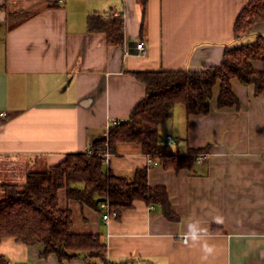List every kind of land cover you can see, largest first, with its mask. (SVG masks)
Returning <instances> with one entry per match:
<instances>
[{
	"label": "crops",
	"instance_id": "0c3cea01",
	"mask_svg": "<svg viewBox=\"0 0 264 264\" xmlns=\"http://www.w3.org/2000/svg\"><path fill=\"white\" fill-rule=\"evenodd\" d=\"M45 1L29 12L20 0H0V114L8 113L0 124V183H23L28 171L87 151L112 122L127 119L147 92L133 71L202 70L219 65L226 47L264 35L262 21L234 37L251 0H147L145 7L139 0ZM91 12L123 14L122 45L88 30ZM138 39L148 47L145 56L136 52ZM254 65L264 69L261 61ZM232 86L239 105L219 108L217 85L208 114L187 115L178 103L159 127L163 137L177 138V152L210 145L192 170L150 163L131 142L106 159V169L123 176L147 167L150 186L167 188L178 220L136 199L106 221L102 211L59 190L72 231L98 233L106 242L109 263L98 264H264V90L255 95L254 85L237 78ZM189 225L198 240L189 237ZM44 249L41 242L0 239L10 264H84L80 257L43 256Z\"/></svg>",
	"mask_w": 264,
	"mask_h": 264
},
{
	"label": "trees",
	"instance_id": "16d2710c",
	"mask_svg": "<svg viewBox=\"0 0 264 264\" xmlns=\"http://www.w3.org/2000/svg\"><path fill=\"white\" fill-rule=\"evenodd\" d=\"M58 1L45 2L52 6ZM139 1L146 6L147 0ZM17 12L22 14L23 10L10 11L8 15L16 17ZM87 21L90 32L104 33L110 44H123V14L91 12ZM262 21L264 0H251L235 22L234 37L249 33ZM254 61L264 63L262 34L248 43L226 47L219 65L202 70L133 71L146 84L147 92L127 119L112 122L106 134L94 140L87 151L69 152L56 164L30 170L23 183H0V239L12 236L27 245L41 242L45 246L42 255L55 254L61 262L80 257L84 264L109 263L107 244L101 234L72 231L71 210L59 205L61 188L66 189L69 198L102 212V200L109 201L119 216L136 199H141L148 205L159 206L167 219L178 220L167 188L150 186L147 167L135 169L130 176L119 175L106 169V152L116 153L119 143L131 142L150 157V163L164 169L192 170L198 163L197 156L209 152L210 145L190 148L184 154L177 152L173 146L161 144L160 125L173 116L178 103L185 106L187 115L208 114L217 85L219 108L239 105L232 86L234 78L244 85H254L255 95L260 94L264 90V69L256 68ZM0 264L10 263L0 255Z\"/></svg>",
	"mask_w": 264,
	"mask_h": 264
},
{
	"label": "built area",
	"instance_id": "2783aa9c",
	"mask_svg": "<svg viewBox=\"0 0 264 264\" xmlns=\"http://www.w3.org/2000/svg\"><path fill=\"white\" fill-rule=\"evenodd\" d=\"M114 15H118V14L115 13ZM135 48H136L137 54L140 56H145L148 53V47L142 39H138L135 42ZM7 114H8L7 111H3L0 114V124H1V122H3V119L5 116H7ZM176 142H177V138H175L172 134H167L166 136L162 137V139H161V144H163V145L174 146ZM109 156H110V153L106 152V159H108ZM207 156H208L207 152H202L197 156V161L202 162L207 158ZM149 161L151 162V159H149ZM100 207L103 209V218L106 221L111 216L117 215V212L111 209L109 201H107V200H102L100 202Z\"/></svg>",
	"mask_w": 264,
	"mask_h": 264
},
{
	"label": "rangeland",
	"instance_id": "374dc122",
	"mask_svg": "<svg viewBox=\"0 0 264 264\" xmlns=\"http://www.w3.org/2000/svg\"><path fill=\"white\" fill-rule=\"evenodd\" d=\"M22 4H24L26 6L25 10L27 11H32L34 8H38L40 4L37 3V0H20ZM30 2V3H28ZM37 4V5H36ZM35 6V7H34ZM35 10V9H34ZM33 10V11H34ZM255 38V37H254ZM254 38H251L249 40H254ZM248 39L242 41V43H248L249 42ZM242 43H239V44H242ZM146 44V43H145Z\"/></svg>",
	"mask_w": 264,
	"mask_h": 264
},
{
	"label": "clouds",
	"instance_id": "9594fccd",
	"mask_svg": "<svg viewBox=\"0 0 264 264\" xmlns=\"http://www.w3.org/2000/svg\"><path fill=\"white\" fill-rule=\"evenodd\" d=\"M188 235L193 241H196V240L199 239L198 231L195 229V227L193 225H189ZM205 250L207 252H211L212 251L211 248H208L207 246H205Z\"/></svg>",
	"mask_w": 264,
	"mask_h": 264
}]
</instances>
